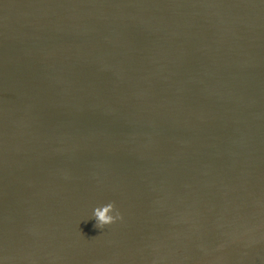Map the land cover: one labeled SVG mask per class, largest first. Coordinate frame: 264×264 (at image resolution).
I'll use <instances>...</instances> for the list:
<instances>
[{"label": "water", "instance_id": "obj_1", "mask_svg": "<svg viewBox=\"0 0 264 264\" xmlns=\"http://www.w3.org/2000/svg\"><path fill=\"white\" fill-rule=\"evenodd\" d=\"M0 264H264V0H0Z\"/></svg>", "mask_w": 264, "mask_h": 264}, {"label": "clouds", "instance_id": "obj_2", "mask_svg": "<svg viewBox=\"0 0 264 264\" xmlns=\"http://www.w3.org/2000/svg\"><path fill=\"white\" fill-rule=\"evenodd\" d=\"M115 212V215L111 213ZM93 218H95V227L103 229L105 225L113 223L117 219H122V215L118 209L115 208L114 202H109L102 207H96Z\"/></svg>", "mask_w": 264, "mask_h": 264}]
</instances>
